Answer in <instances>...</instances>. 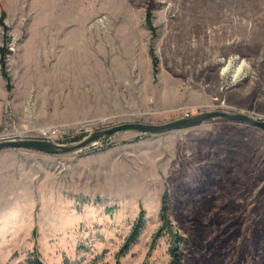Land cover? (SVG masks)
Returning <instances> with one entry per match:
<instances>
[{"label": "rangeland", "instance_id": "rangeland-1", "mask_svg": "<svg viewBox=\"0 0 264 264\" xmlns=\"http://www.w3.org/2000/svg\"><path fill=\"white\" fill-rule=\"evenodd\" d=\"M213 111L264 120V0H0V140L69 145ZM34 249L44 264H172V249L264 264V131L213 120L0 151V264Z\"/></svg>", "mask_w": 264, "mask_h": 264}, {"label": "water", "instance_id": "water-1", "mask_svg": "<svg viewBox=\"0 0 264 264\" xmlns=\"http://www.w3.org/2000/svg\"><path fill=\"white\" fill-rule=\"evenodd\" d=\"M213 120L233 121L264 131V120L253 119L241 113L224 111L204 112L196 116L172 121L163 125H146L139 123L122 124L96 131L79 142L69 145L55 144L47 139H7L0 140V151L6 149H23L47 155H66L85 149L98 140L117 133L163 134L189 129Z\"/></svg>", "mask_w": 264, "mask_h": 264}, {"label": "trees", "instance_id": "trees-1", "mask_svg": "<svg viewBox=\"0 0 264 264\" xmlns=\"http://www.w3.org/2000/svg\"><path fill=\"white\" fill-rule=\"evenodd\" d=\"M150 13L147 15V19L150 20ZM152 56V52L150 53ZM153 63L156 64V60L154 56H152ZM162 207H161V215L165 216L167 213V202H168V196L165 192L161 198ZM164 218V217H163ZM166 225V223H165ZM144 227V214L141 213L139 220L137 221V224L135 225L133 231L131 232L129 238L127 239L125 245L122 247V249L119 251L118 256H122L124 253H127V251L134 246L139 239V235ZM159 236V234H158ZM174 238V237H173ZM169 254L171 257V263L172 264H181V258L176 254L177 249L169 250ZM23 264H44L40 253L34 249L32 252H30L27 257L25 258Z\"/></svg>", "mask_w": 264, "mask_h": 264}, {"label": "bare ground", "instance_id": "bare-ground-1", "mask_svg": "<svg viewBox=\"0 0 264 264\" xmlns=\"http://www.w3.org/2000/svg\"><path fill=\"white\" fill-rule=\"evenodd\" d=\"M243 68H247V65H244V63H242L239 66L235 67L233 62H229L228 67H226V69L223 71V73H228L229 71L233 70L235 77H238V75L241 73Z\"/></svg>", "mask_w": 264, "mask_h": 264}]
</instances>
